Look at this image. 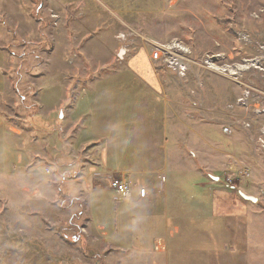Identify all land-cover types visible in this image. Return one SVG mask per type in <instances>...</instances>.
<instances>
[{
	"label": "rangeland",
	"instance_id": "rangeland-1",
	"mask_svg": "<svg viewBox=\"0 0 264 264\" xmlns=\"http://www.w3.org/2000/svg\"><path fill=\"white\" fill-rule=\"evenodd\" d=\"M128 1L118 4L125 16L127 10L138 13L137 21L123 28L130 35L128 62L119 66L115 56L103 50L95 60L108 62V68L88 66L75 71L77 55L67 53L66 47L55 51L51 42L49 28L57 24L51 0H0V264H121L115 246L101 247L90 240L93 233L84 218H75L76 202L68 208V200L67 209H61L51 193L43 190L53 185V176L59 179L77 166L67 156V165L61 163V147L71 150L81 163L72 190L85 189L86 183L88 187L103 185L87 170L94 164L93 155L82 147L90 130L84 129L76 143L72 134H62L67 127L62 116L67 120L70 94L77 87L89 90L77 105L80 117L90 112L85 101L93 94L96 101L101 100L97 106L103 102L98 95H108L102 105L111 110L117 105V113L123 114L124 125L119 129L126 134L117 135L120 152L115 153V161L124 165L139 157L138 135L130 130L139 124H132L131 114L135 115L143 98L153 106L140 79L152 85L153 104L168 112L160 121L167 122V127L175 124L171 109L181 115L183 125L169 126L166 133L169 146L180 149L172 155L182 159L178 166L186 178L180 183L187 185L195 178L193 167L217 179L209 184L214 203L217 200L214 214L181 231L176 239L185 238L174 249L186 254L168 264H264V0H148L147 5L141 0L138 8L127 5ZM172 40L189 51L184 77L152 62L154 73L145 61L156 44ZM70 59L74 64L68 65ZM126 68L136 79L120 72ZM120 87L124 95L117 94L115 105L109 95ZM39 100L44 105L38 113L53 106L52 118L59 114L56 131L42 128L40 121L34 122V131L27 121L28 106ZM168 100L173 101L172 107ZM105 135H99L100 140ZM45 166L53 168V176L44 172ZM240 194L257 201L244 200Z\"/></svg>",
	"mask_w": 264,
	"mask_h": 264
},
{
	"label": "crops",
	"instance_id": "crops-1",
	"mask_svg": "<svg viewBox=\"0 0 264 264\" xmlns=\"http://www.w3.org/2000/svg\"><path fill=\"white\" fill-rule=\"evenodd\" d=\"M126 3H130L127 5L131 7L135 6V8H138L141 5V0H129ZM142 3L147 5L148 0H142ZM118 4L120 6L125 5V0H51V11L56 16L57 22L56 26L52 25L49 28L52 34L51 42L55 51L60 52V49L63 50L66 47L67 53L71 51L77 55L78 59L73 61L76 64L79 60L75 71L80 68L86 69L88 66H93L95 69L108 68V62L95 60L98 59L95 58L97 57L96 55L103 50L115 56L119 66H123L122 64L127 63V60L131 58L129 54L128 57L120 60L122 55L121 45L116 41L115 36L118 33L128 32L123 30V28H129V23L136 22L135 16L138 13L132 14L133 11L127 10L125 16ZM40 10L37 13L38 16ZM38 19L41 18L38 17ZM97 29L99 32L95 33L94 31ZM140 49L143 53L142 47ZM143 50L145 51V48ZM145 58L149 66L148 69L152 67L155 73L156 67L153 66L154 64L150 60L149 55ZM72 60L67 61L68 65L74 64ZM120 72L136 79L131 69L126 68L125 72L121 69ZM109 76V74H105L103 77ZM83 81L86 82V80ZM139 82L145 94H147L148 102L152 103L153 106L146 105L147 100L143 98L139 102L144 104V110L140 108L143 104L139 103L134 109L135 115L131 114L135 117L132 120V124H139L136 128L130 130H133L138 135V141L136 142L138 144L135 147L140 152L139 157L134 158V160L131 159L127 164L123 165L121 162H116L115 159L117 157H114L115 153L120 152L117 135L126 134L125 130L119 129L120 126L124 125V116L117 113V105L115 104V102H119L117 94L124 95L120 91L122 87L116 88V91L109 95V98L116 105V109L111 110L109 106L102 105L108 102V95H98L103 98V102L97 106V102L101 103V100L96 101L97 95L93 94L91 99L85 101L89 105L88 111L90 112L85 113L81 117L77 113V105L84 100V95H87L89 90L77 87L75 88L76 93L71 92L72 94H70L71 103L67 108V120L65 119V114L62 116L67 126L62 134H72L71 140L74 143L78 142L79 136L84 129L87 128L91 132L84 143V147H82L91 151V153H87L89 156L93 155L92 159L85 155L86 160L89 158L91 163L94 162L93 165L88 167V174L92 175L89 169L125 173L128 178L137 184L131 193L127 197L114 200L113 194L102 184L97 187H88L89 183H86L85 189H83L84 187L79 189L76 187V190H72L76 183L74 182L75 177L68 178V175L78 169V167L80 168L81 163H78L79 161L71 150L67 152L68 149L65 151L63 147H61V150H63L62 155L64 157L60 160L62 161L61 163H66L65 159L67 156L77 161V166L72 170L66 171L67 174L59 179L53 176V168L48 167L51 170L49 176H53L51 179L53 185L43 191L50 192L54 201L59 203L61 209H67V207L69 208L77 203L76 208L78 207V211L75 218H84L86 228H89L93 233L89 236L90 240L93 243H98L101 247L115 246V253L121 264L127 262L135 264L138 261H143L142 264H159V261L168 264L170 259L178 262V258L186 254V252L177 251L178 248L174 249L176 244L182 242V238H185L182 235L176 239L181 231L189 226L194 227L192 225L193 222L202 218L205 220L214 214L213 209L217 200L214 203V195L209 184L210 181H217V179L215 177L209 179L200 171L197 173L198 169L193 167L192 171L195 178L189 179L190 182L187 185L180 183L183 177L186 178L185 175L180 173L179 167L181 166H178V162L182 161V159L176 160L172 157L173 153L179 154L180 149L176 146H169L170 143L167 142L166 133L169 126L176 128L183 125L181 115L171 109L170 115L175 117L177 121L175 124H168L167 127V122L164 121L163 123L160 119L164 120L168 112L164 106L162 111H160L153 104L155 97H150V86L152 85L141 79ZM90 89L92 90V86ZM162 89L165 91L164 86H162ZM42 101L39 100V102H36L37 104L32 103L37 107L35 110L37 121H40V124L43 125L42 128L54 132L58 126L57 118H59V114L56 113V117L52 118L55 111L53 106H51V111L38 113L40 106L44 105ZM168 103L171 107L173 106L172 100H168ZM88 113L96 114L101 118L98 119L93 115L87 117ZM145 118L147 119L146 121L142 120ZM36 125L38 126V123ZM128 125H130V121ZM177 129H173L174 133L178 132ZM113 134L114 138H112ZM99 135H105V137L100 140ZM58 139L61 140L60 138ZM128 143H131V140ZM169 166L172 167L169 168ZM160 173H166L167 176L165 183L162 185L158 180ZM173 173L174 176H172ZM139 186L146 189L147 194L144 198L139 197L137 191ZM184 186L189 187L188 191L183 189ZM34 190L37 193L40 192L37 187ZM83 191L86 193H83ZM186 192L189 195H186ZM60 193L63 194V197H60ZM72 197L75 200H72ZM68 200L70 203L66 207L65 203L67 204ZM71 202L76 203L73 204ZM222 203H225V201H222ZM42 204L43 210H45L47 204L46 202ZM200 224L204 226L202 223ZM137 259L138 261H136Z\"/></svg>",
	"mask_w": 264,
	"mask_h": 264
},
{
	"label": "built area",
	"instance_id": "built-area-1",
	"mask_svg": "<svg viewBox=\"0 0 264 264\" xmlns=\"http://www.w3.org/2000/svg\"><path fill=\"white\" fill-rule=\"evenodd\" d=\"M55 18V17H54ZM129 33H118L115 36L116 41L121 45L122 55L120 60L128 57L129 48L126 45L130 41ZM189 51L185 49L177 41L172 40L169 42H164L156 44V46L149 53V58L152 62L158 63L160 66L166 67L176 73L177 76L184 77L185 72L189 69L188 60ZM162 69V67H157ZM46 174H50L51 170L46 167L44 168ZM89 172L101 179L100 182L103 183L112 194L114 200H119L122 197H127L131 191L137 186V184L130 178L127 177L125 173H115L105 170L96 171L95 169H89ZM92 176V177H93ZM159 183L162 185L165 183L166 178L164 173L158 175ZM140 198H144L147 194L146 189L142 186L137 188Z\"/></svg>",
	"mask_w": 264,
	"mask_h": 264
},
{
	"label": "trees",
	"instance_id": "trees-1",
	"mask_svg": "<svg viewBox=\"0 0 264 264\" xmlns=\"http://www.w3.org/2000/svg\"><path fill=\"white\" fill-rule=\"evenodd\" d=\"M35 19H38V18H35ZM0 20H1V22L3 21L2 18H1ZM13 37H14V39H16V36H15V35H14ZM14 85H15V88H16V89H14V90L17 91V83H15ZM36 109H37V107H36V105H34V104L28 106V112H29V114L26 116L27 121H29V122L31 123V125L34 127V130H35V131H36V129H35L34 122L37 121V118H36V115H35V110H36ZM29 110H30V111H29ZM75 170H77V169H75ZM75 170H74V171H75ZM77 174H78L77 171L72 172V173H69L68 178H73V177H75ZM60 197H63V194H62V193H60ZM80 209H81V208H80V206H79V210H80Z\"/></svg>",
	"mask_w": 264,
	"mask_h": 264
},
{
	"label": "water",
	"instance_id": "water-1",
	"mask_svg": "<svg viewBox=\"0 0 264 264\" xmlns=\"http://www.w3.org/2000/svg\"><path fill=\"white\" fill-rule=\"evenodd\" d=\"M240 196H241L244 200H248V201H251V202H256V201H257V198H256V197L247 196V195H244V194H240Z\"/></svg>",
	"mask_w": 264,
	"mask_h": 264
},
{
	"label": "bare ground",
	"instance_id": "bare-ground-1",
	"mask_svg": "<svg viewBox=\"0 0 264 264\" xmlns=\"http://www.w3.org/2000/svg\"><path fill=\"white\" fill-rule=\"evenodd\" d=\"M48 175V174H47Z\"/></svg>",
	"mask_w": 264,
	"mask_h": 264
}]
</instances>
